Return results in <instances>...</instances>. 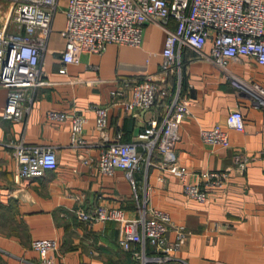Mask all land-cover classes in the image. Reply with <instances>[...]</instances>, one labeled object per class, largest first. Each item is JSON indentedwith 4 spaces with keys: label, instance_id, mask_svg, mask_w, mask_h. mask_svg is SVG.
I'll use <instances>...</instances> for the list:
<instances>
[{
    "label": "crops",
    "instance_id": "0c3cea01",
    "mask_svg": "<svg viewBox=\"0 0 264 264\" xmlns=\"http://www.w3.org/2000/svg\"><path fill=\"white\" fill-rule=\"evenodd\" d=\"M68 1L58 0L40 58L42 83L27 90L22 119L5 116L8 89L0 88V264H41L32 246L37 239L57 240L58 248L50 252L53 264H140L120 243L121 221L82 219L78 210L105 206L134 218L144 199L190 231L171 264H264V157L248 162L243 170L233 162L235 152L257 154L264 146V108L253 106L245 90L253 84L264 87V64L241 55L220 67L209 57L211 38L201 53L182 46L183 96L189 100V114L179 128L178 162L193 171L226 170L228 179L208 188V200L198 202L184 192L179 176L157 165L162 155L156 152L155 164L142 165L134 173L133 186L126 170L107 174L98 160L118 132L121 141L133 142L151 120H163L168 108L163 100L148 110H126L124 102L148 76L170 84L172 92L176 89L178 76L161 72L167 30L147 22L139 46L110 42L101 52H82L77 62L65 63ZM175 25L174 20L168 23L171 29ZM63 66L66 72L60 71ZM94 106L109 108L105 128L98 126ZM233 108L241 110L245 129H228L226 147L203 142L201 130L225 127ZM52 112L63 117H53ZM76 115L85 118L80 141L73 140ZM19 142L54 148L56 167L41 176L20 177L13 153ZM175 238L170 230L169 243Z\"/></svg>",
    "mask_w": 264,
    "mask_h": 264
},
{
    "label": "built area",
    "instance_id": "2783aa9c",
    "mask_svg": "<svg viewBox=\"0 0 264 264\" xmlns=\"http://www.w3.org/2000/svg\"><path fill=\"white\" fill-rule=\"evenodd\" d=\"M57 8L58 0H0V88L8 89L4 113L9 119L23 118L27 90L42 83L40 58L52 31ZM65 13V63L77 62L82 52H101L110 42L139 46L147 22L167 30L161 72L166 76H178L176 89L172 92L166 84L148 76L135 85L132 98L124 102L126 110H148L169 96L163 120H151L133 142L121 141L122 132H118L117 140L101 151L98 165L107 174L116 169L126 170L135 186L134 173L142 165L149 168L155 164L153 155L158 152L162 160L157 165L179 176L187 195L198 202H206L208 188L223 185L228 172L193 171L178 162L179 128L189 114V100L183 96L180 49L189 46L201 53L211 38L209 57L220 67L224 68L230 59L241 55H250L264 64V0H69ZM170 20L176 22L173 29L168 27ZM60 71L66 72V66ZM245 90L251 96L253 106L264 108V87L253 84ZM94 109L98 126L105 128L109 108L94 106ZM50 115L63 117L55 112ZM84 120L81 115L73 117L74 141L79 139ZM225 124V127L214 125L202 129V141L214 146H228V129H245L241 110L231 109ZM13 153L19 165L18 175L22 178L41 176L58 162L52 147L19 142L14 145ZM257 157H264V146L257 154L235 152L233 162L237 169L243 170ZM138 210V216L134 218L127 217L122 209L105 206H97L90 212L80 209L78 214L82 219L121 221L124 234L120 243L140 264H171L173 253L186 242L189 229L175 223L169 212L148 206L147 199L139 203ZM170 230L176 233L172 243L168 239ZM32 246L39 251L41 264H53L50 252L58 248L57 240L37 239Z\"/></svg>",
    "mask_w": 264,
    "mask_h": 264
},
{
    "label": "trees",
    "instance_id": "16d2710c",
    "mask_svg": "<svg viewBox=\"0 0 264 264\" xmlns=\"http://www.w3.org/2000/svg\"><path fill=\"white\" fill-rule=\"evenodd\" d=\"M166 86H168L171 89V85L170 84L169 85H166ZM169 101H170V97L169 96L167 98H164L163 99V103H169Z\"/></svg>",
    "mask_w": 264,
    "mask_h": 264
}]
</instances>
